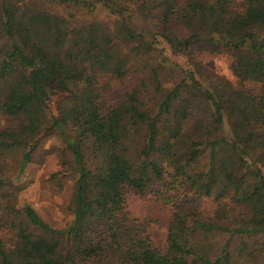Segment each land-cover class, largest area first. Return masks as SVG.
I'll return each mask as SVG.
<instances>
[{
	"label": "trees",
	"instance_id": "obj_1",
	"mask_svg": "<svg viewBox=\"0 0 264 264\" xmlns=\"http://www.w3.org/2000/svg\"><path fill=\"white\" fill-rule=\"evenodd\" d=\"M48 137L61 226L16 191ZM0 264H264V0H0Z\"/></svg>",
	"mask_w": 264,
	"mask_h": 264
},
{
	"label": "rangeland",
	"instance_id": "obj_2",
	"mask_svg": "<svg viewBox=\"0 0 264 264\" xmlns=\"http://www.w3.org/2000/svg\"><path fill=\"white\" fill-rule=\"evenodd\" d=\"M196 56L205 69L228 75L224 56L212 54L204 50L196 52ZM53 98L55 96L50 97L52 100ZM53 141L49 137L42 141L33 155L35 161L38 155L42 153V160L40 163L32 161L27 165L23 174L16 181V191L19 198L25 199L35 207L42 218L54 226H61L66 224L70 219L67 204L71 179L57 177L54 174L58 168L55 155L44 152ZM126 200L130 210L138 216H150L157 212L150 201L136 195H128ZM163 216V213H161L160 217ZM161 230V221H155L152 225L153 237L162 241Z\"/></svg>",
	"mask_w": 264,
	"mask_h": 264
}]
</instances>
